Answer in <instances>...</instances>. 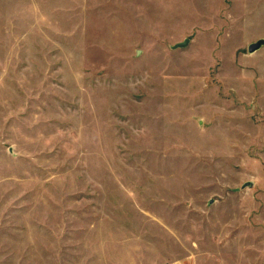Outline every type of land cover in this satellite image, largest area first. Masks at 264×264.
Listing matches in <instances>:
<instances>
[{
  "label": "rangeland",
  "instance_id": "374dc122",
  "mask_svg": "<svg viewBox=\"0 0 264 264\" xmlns=\"http://www.w3.org/2000/svg\"><path fill=\"white\" fill-rule=\"evenodd\" d=\"M259 39L264 0H0V264H264Z\"/></svg>",
  "mask_w": 264,
  "mask_h": 264
},
{
  "label": "water",
  "instance_id": "95a60500",
  "mask_svg": "<svg viewBox=\"0 0 264 264\" xmlns=\"http://www.w3.org/2000/svg\"><path fill=\"white\" fill-rule=\"evenodd\" d=\"M186 42H187V39H184L183 41L174 44L172 46V48L175 49V48L183 47L186 44ZM263 44H264V39H259V40L255 41V42L250 43L248 45L247 50H248L249 53L255 52ZM251 185H252V183L250 181L244 183V186H247V187H250Z\"/></svg>",
  "mask_w": 264,
  "mask_h": 264
}]
</instances>
